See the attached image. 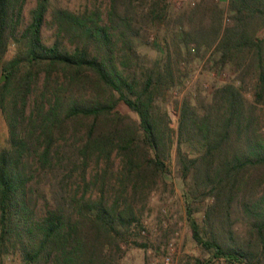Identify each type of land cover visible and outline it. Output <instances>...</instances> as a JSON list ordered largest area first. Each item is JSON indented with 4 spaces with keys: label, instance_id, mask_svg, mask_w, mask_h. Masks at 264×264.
<instances>
[{
    "label": "trees",
    "instance_id": "obj_1",
    "mask_svg": "<svg viewBox=\"0 0 264 264\" xmlns=\"http://www.w3.org/2000/svg\"><path fill=\"white\" fill-rule=\"evenodd\" d=\"M27 1L0 0V246L27 264H111L138 223L131 200L165 178L169 117L157 98L175 85L176 57L212 49L207 62L232 78L177 109L186 219L209 255L195 264H264V0H229L225 12L199 0L147 66L134 39L148 14L165 15L161 0L105 10L35 0L25 22ZM196 196L208 200L201 222Z\"/></svg>",
    "mask_w": 264,
    "mask_h": 264
},
{
    "label": "rangeland",
    "instance_id": "obj_2",
    "mask_svg": "<svg viewBox=\"0 0 264 264\" xmlns=\"http://www.w3.org/2000/svg\"><path fill=\"white\" fill-rule=\"evenodd\" d=\"M198 1L161 0L158 8L162 9L165 15H162L161 19L154 20L152 15L148 14V21L141 24L143 29L141 35L134 39L136 50L143 56L142 61L146 66L163 59L162 55L166 53L168 42L178 39L175 33L178 31L179 16ZM51 2L53 6L71 10L82 9L91 2L100 5L103 10L108 6V0H51ZM213 2L225 12L229 0H213ZM34 3L35 0H28L25 4V22L29 19V10ZM141 3L147 8L149 0H142ZM49 18L50 14L46 16V23L41 33L43 42L47 45L54 40V29ZM169 47L172 49L171 45ZM211 50L207 53H203V50L199 53L195 50L186 53L183 49L178 58L176 57L179 60V72L176 73L175 85L157 98V102L161 104L163 110H166L169 117L170 142L165 160V178L158 179L156 184L141 187L138 196L131 200L138 223L132 232H126L120 237L121 248L113 250L111 264H165V259H168L167 264H195L196 259L202 262L208 260V252L192 238L186 219L183 179L176 163V126L177 109L183 99L194 102L198 96L207 97L213 87L232 78L229 67L214 69L212 64L207 62ZM1 64L0 59V67ZM1 76H4V79L0 84L6 79L4 72L0 70V78ZM119 109L135 117L126 106L120 104ZM6 140L5 120L0 113V148L6 145ZM120 166L119 159H115L116 174ZM207 201L206 197L196 196L191 205L193 214L199 222L202 220ZM141 243L145 245L140 246ZM0 264L27 263L18 250L0 246ZM211 264L227 263L213 260Z\"/></svg>",
    "mask_w": 264,
    "mask_h": 264
},
{
    "label": "water",
    "instance_id": "obj_3",
    "mask_svg": "<svg viewBox=\"0 0 264 264\" xmlns=\"http://www.w3.org/2000/svg\"><path fill=\"white\" fill-rule=\"evenodd\" d=\"M3 79H4V76H1V78H0V82H1Z\"/></svg>",
    "mask_w": 264,
    "mask_h": 264
},
{
    "label": "built area",
    "instance_id": "obj_4",
    "mask_svg": "<svg viewBox=\"0 0 264 264\" xmlns=\"http://www.w3.org/2000/svg\"><path fill=\"white\" fill-rule=\"evenodd\" d=\"M167 262H168V259H165V264H167Z\"/></svg>",
    "mask_w": 264,
    "mask_h": 264
}]
</instances>
